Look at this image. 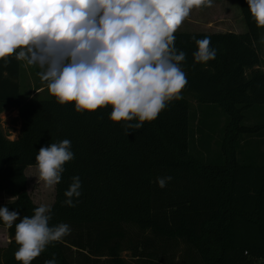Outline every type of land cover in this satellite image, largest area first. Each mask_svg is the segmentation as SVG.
<instances>
[{"label":"trees","instance_id":"1","mask_svg":"<svg viewBox=\"0 0 264 264\" xmlns=\"http://www.w3.org/2000/svg\"><path fill=\"white\" fill-rule=\"evenodd\" d=\"M237 2L243 34L174 33L175 47L186 54L181 68L187 85L180 100L138 130L110 121V107L77 113L49 93L20 100L19 60L7 58L6 67L0 61V115L16 110L20 124L16 140L0 124V192L15 199L0 206L31 217L40 205L29 183L39 184V178L31 174L29 181L26 171L35 167L39 149L68 139L74 153L49 204L50 224L66 223L71 232L31 264L53 258L56 264H264V165L243 164L236 156L242 139L264 138V120L246 124L248 112H264V28L246 0ZM205 37L216 57L207 65L194 63L196 41ZM191 103L215 105L225 115L220 159L193 153ZM77 175L81 196L68 207L64 192ZM167 176L172 179L160 188L157 178ZM18 222L12 228L0 222L9 237L0 264H21L14 258Z\"/></svg>","mask_w":264,"mask_h":264},{"label":"clouds","instance_id":"2","mask_svg":"<svg viewBox=\"0 0 264 264\" xmlns=\"http://www.w3.org/2000/svg\"><path fill=\"white\" fill-rule=\"evenodd\" d=\"M246 4L257 27L264 28V0ZM212 5L213 0H0V61L6 67L14 56L38 67L58 104H73L77 113L110 107V121L138 130L182 98L188 82L181 68L186 54L175 47L174 33L193 9ZM196 45L194 63L215 59L209 38ZM73 159L68 139L41 147L35 167L44 187L59 184L64 165ZM171 179L158 177L156 183L164 188ZM64 196V205L74 207L81 196L78 175ZM51 219V205L41 204L23 218L0 206L5 226L19 221L16 261L31 264L48 245L70 234L68 224L51 225Z\"/></svg>","mask_w":264,"mask_h":264},{"label":"crops","instance_id":"3","mask_svg":"<svg viewBox=\"0 0 264 264\" xmlns=\"http://www.w3.org/2000/svg\"><path fill=\"white\" fill-rule=\"evenodd\" d=\"M193 11L190 13L189 17L184 21L189 23L192 27H201L199 32H191L189 34H205L213 35V33L208 34V31L212 30L215 25L212 22H207L205 24L199 23L198 19L193 15ZM226 27L232 26V20H229L227 17L222 20ZM203 25V26H202ZM242 30V29H241ZM243 34L235 33L233 31L224 32L215 34ZM261 47V53L262 48ZM260 59L262 63V58L260 54ZM37 67L27 65L26 61L19 60V77H18V93L20 100L27 101L37 97H40L46 91V87L38 79V70ZM261 70L264 69L261 67ZM35 72V74H34ZM3 93H8L10 96H13L14 93L11 90L3 91ZM220 118V121L218 119ZM246 124H253L264 120V112L261 108L250 111L247 113ZM12 119L11 128H14L15 131L9 132L7 134H13V140L18 138L20 124L18 122V112L16 110L6 111L0 115V124L4 126V122ZM225 120L222 117L221 110L215 105H197L195 103L190 104V120L189 125L193 129V137L191 136L190 144L193 145V153L199 159H220L221 158V134L223 127L225 125ZM219 130H217V126ZM237 160L243 164L251 165H264V138H245L242 139L237 147L236 152ZM36 180V179H35ZM39 179L36 180V182ZM35 182V183H36ZM6 195L4 192H0V203H10L15 199L11 196ZM2 238H6L7 241L5 246L9 243V237L7 232V227H4L2 232H0ZM0 246V248L5 247ZM261 264V263H259Z\"/></svg>","mask_w":264,"mask_h":264},{"label":"rangeland","instance_id":"4","mask_svg":"<svg viewBox=\"0 0 264 264\" xmlns=\"http://www.w3.org/2000/svg\"><path fill=\"white\" fill-rule=\"evenodd\" d=\"M193 10H194L193 11L194 16L191 17L197 18L199 23L205 24L210 21L212 22V24L215 25V27L212 30L208 31V34L211 33L215 34L219 32L221 33L222 30L224 32L233 31L235 33L246 32V27L241 16V12L237 0H213V5L211 7H203L200 9H193ZM224 17L225 18L227 17L229 20H232V26H230L229 24V27H226L225 23L222 21ZM200 28L201 27H192V25H190L189 23L183 22L175 33L199 32L201 31ZM261 58H262L261 67L264 69V47L262 48ZM37 69L38 67L36 68V70ZM38 79L44 85V81L41 80L40 76L38 77ZM47 94L48 92L45 91L44 94L41 96V98H46ZM221 114L226 122V117H224L225 115L223 113ZM218 121H220V118L218 119ZM11 125H12V119H9L6 122H4V126L1 125L4 133L6 134L9 140L14 139L13 134H7L9 130H11V132L15 131L14 128L10 127ZM217 130H219V127L217 128ZM31 174H34L33 177L38 178L36 167H29L27 169L26 177L28 178L29 181L30 179H32L30 177ZM30 182L31 183H29V193L32 199L34 200V202H36L39 205L41 204L49 205L52 199L54 201V197H53L54 188H45L43 182L40 180H39V184H34L32 181ZM4 194L6 195L5 197L7 198L8 194L6 193ZM3 229L4 227H0V232H2ZM6 241L7 239L4 237L2 238V235L0 234V246H5ZM122 257L127 259L128 261H131L129 253H123Z\"/></svg>","mask_w":264,"mask_h":264}]
</instances>
